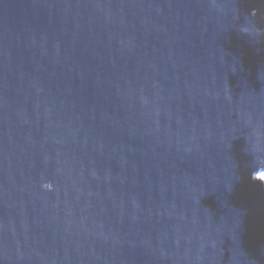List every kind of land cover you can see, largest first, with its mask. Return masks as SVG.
I'll return each mask as SVG.
<instances>
[{
  "label": "water",
  "instance_id": "obj_1",
  "mask_svg": "<svg viewBox=\"0 0 264 264\" xmlns=\"http://www.w3.org/2000/svg\"><path fill=\"white\" fill-rule=\"evenodd\" d=\"M0 264H264V0H0Z\"/></svg>",
  "mask_w": 264,
  "mask_h": 264
}]
</instances>
